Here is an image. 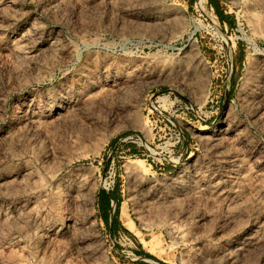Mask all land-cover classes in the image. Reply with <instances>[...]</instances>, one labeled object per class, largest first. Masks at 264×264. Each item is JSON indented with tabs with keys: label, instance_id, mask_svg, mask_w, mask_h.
Instances as JSON below:
<instances>
[{
	"label": "rangeland",
	"instance_id": "obj_1",
	"mask_svg": "<svg viewBox=\"0 0 264 264\" xmlns=\"http://www.w3.org/2000/svg\"><path fill=\"white\" fill-rule=\"evenodd\" d=\"M215 2L0 0V264H264V0Z\"/></svg>",
	"mask_w": 264,
	"mask_h": 264
},
{
	"label": "trees",
	"instance_id": "obj_2",
	"mask_svg": "<svg viewBox=\"0 0 264 264\" xmlns=\"http://www.w3.org/2000/svg\"><path fill=\"white\" fill-rule=\"evenodd\" d=\"M191 1L192 0H189L190 3H191ZM210 5L215 9V13L218 16V18L221 20V22H225L226 17L222 16V13L219 11L215 0H210ZM111 199H113V200H115V202H117V198L113 194L110 195L105 190L100 189V204L103 208L110 207ZM103 219H107V218L103 215ZM110 229H111V233H113L112 225H111ZM139 254H142L144 257H149V258L151 257L149 254H147L145 252H140Z\"/></svg>",
	"mask_w": 264,
	"mask_h": 264
},
{
	"label": "built area",
	"instance_id": "obj_3",
	"mask_svg": "<svg viewBox=\"0 0 264 264\" xmlns=\"http://www.w3.org/2000/svg\"><path fill=\"white\" fill-rule=\"evenodd\" d=\"M142 261L146 262L147 264H160L159 262L155 261V260H150L147 258H142Z\"/></svg>",
	"mask_w": 264,
	"mask_h": 264
},
{
	"label": "crops",
	"instance_id": "obj_4",
	"mask_svg": "<svg viewBox=\"0 0 264 264\" xmlns=\"http://www.w3.org/2000/svg\"><path fill=\"white\" fill-rule=\"evenodd\" d=\"M113 218H115V216H113V215H110L109 224H111V223H112V221H113Z\"/></svg>",
	"mask_w": 264,
	"mask_h": 264
},
{
	"label": "water",
	"instance_id": "obj_5",
	"mask_svg": "<svg viewBox=\"0 0 264 264\" xmlns=\"http://www.w3.org/2000/svg\"><path fill=\"white\" fill-rule=\"evenodd\" d=\"M113 200L111 199V202H112Z\"/></svg>",
	"mask_w": 264,
	"mask_h": 264
}]
</instances>
